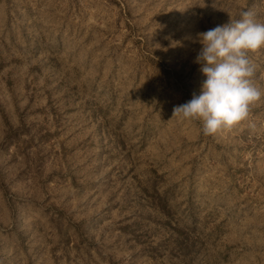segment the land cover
<instances>
[{"label": "rangeland", "instance_id": "1", "mask_svg": "<svg viewBox=\"0 0 264 264\" xmlns=\"http://www.w3.org/2000/svg\"><path fill=\"white\" fill-rule=\"evenodd\" d=\"M244 11L264 23V0H0V264H264V98L213 135L173 116L198 34Z\"/></svg>", "mask_w": 264, "mask_h": 264}, {"label": "clouds", "instance_id": "2", "mask_svg": "<svg viewBox=\"0 0 264 264\" xmlns=\"http://www.w3.org/2000/svg\"><path fill=\"white\" fill-rule=\"evenodd\" d=\"M198 34L202 45L195 63L206 76L200 94L173 109V116L202 122L204 135L230 129L248 119L250 107L264 98V90L253 82L255 67L249 52L264 48V23L254 13Z\"/></svg>", "mask_w": 264, "mask_h": 264}]
</instances>
